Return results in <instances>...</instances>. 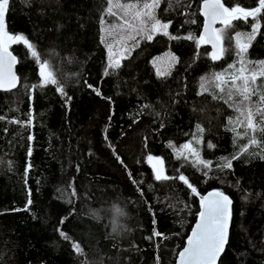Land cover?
<instances>
[{"label":"trees","instance_id":"trees-1","mask_svg":"<svg viewBox=\"0 0 264 264\" xmlns=\"http://www.w3.org/2000/svg\"><path fill=\"white\" fill-rule=\"evenodd\" d=\"M202 2L162 0L157 18L177 38H143L113 69L101 39L108 0H10L6 31L36 46L67 95L51 84L33 90L43 79L37 62L22 42L8 45L19 82L0 92V264H175L201 197L213 190L232 200L217 264H264V151L237 137L232 128L244 129L228 124L236 113L219 90L201 87L202 77L237 63L234 34L250 32L254 21H232L233 42L225 39L228 51L214 61L199 42ZM239 5L255 7L258 0ZM256 22L261 27L246 53L253 62L264 60V12ZM167 50L176 63L157 74L152 60ZM189 142L209 168L193 166L195 155L182 148ZM149 155L162 158L166 174L177 179L157 181ZM232 157L238 158L231 168L221 167ZM114 207L128 213L118 218L117 232Z\"/></svg>","mask_w":264,"mask_h":264},{"label":"snow or ice","instance_id":"snow-or-ice-1","mask_svg":"<svg viewBox=\"0 0 264 264\" xmlns=\"http://www.w3.org/2000/svg\"><path fill=\"white\" fill-rule=\"evenodd\" d=\"M24 2H27V0H24ZM161 2L162 0H151V3H143L142 7L149 11H136L134 18L141 17V25H145L147 20H151L152 25L150 31L156 33L162 32L164 35H169L167 32L169 23L162 22L155 15V9ZM108 3L111 4L112 0H108ZM9 6L10 0H0V89L10 90L15 88L19 82V78L12 70L17 62L16 57L12 56L11 53L7 51V48L10 43L22 42L26 45L27 49L30 50V55L37 62L38 74L43 78L41 84L32 85L31 88L34 90L37 87L51 84L55 85L62 95H67L63 86L54 75L55 66H50L47 59H42L36 46L24 35H10L6 31V16L9 11ZM115 7L123 8L125 6L117 4ZM135 7H138V4L127 5L129 10ZM262 12H264V0H258V6L251 8L240 6L239 0H235V6L233 7L225 6L222 0H203V13L208 18V24L204 29L205 34L199 37V42L210 43L213 48L211 58L214 61L219 60L223 58L224 53L228 51V49L224 47V40L227 39L230 44L233 42V37L227 35V29L232 27V21L241 19L247 21L249 18L253 19L254 22L251 25L250 32L241 33L237 31L234 34L236 47L232 49V51L235 53L237 63L229 64L225 72H215L207 77H202L201 87L204 91H207L208 88L206 84H209L219 90L220 98L224 99V102L236 113L235 117L228 119V124L239 125L244 129L243 132H240L237 131L236 127L232 128V130L236 132L237 137L248 138L251 145H258L261 150L264 151V80H261L260 84L256 83L259 78H264V60L253 62L246 58V53L251 46V41L255 38L261 27L256 21ZM107 14L114 15L112 7L108 8ZM142 17H147V20ZM217 21L225 27L223 29L211 27ZM137 31L139 30L137 29ZM171 38L176 39L177 37ZM186 38L194 39L191 35ZM133 39H135V37H133ZM146 39L149 41L152 40L153 35L146 34ZM109 51L111 52V46H109ZM109 67L113 69L119 68V60L110 62ZM232 70L235 71L233 72ZM107 74L106 71L105 75ZM158 74L166 75L167 73L158 72ZM24 87L27 89L29 86L24 85ZM89 87H91V85H89ZM216 95L217 94L214 92V98H216ZM253 97L256 99L253 100ZM0 119H3V117L0 116ZM196 127L198 133H203L204 130L200 125ZM257 133L260 134L259 139L257 138ZM196 142L200 143L198 139ZM169 146L173 147L171 144ZM182 148L188 150L190 154L195 155V160L192 161L193 166L203 165L205 168L211 166V162L200 157L199 152L193 148L191 142L185 143ZM244 151H247V148H245ZM254 154L255 153H249V155ZM177 155L180 156L183 155V153L178 151ZM234 158L238 157L224 158L221 167L231 168L232 159ZM185 159H187V157H185ZM147 160L150 163L153 161L155 162L152 163V167L155 171V179L157 181L177 179V177H171L166 174L162 158L149 155ZM178 179L183 181L192 193L200 195L197 188L194 187L184 175H179ZM28 203H31V201ZM231 203L232 201L230 198L221 191H213L207 196L201 197V211L198 213L199 222L188 237L186 246L178 253L179 264H217L227 243ZM113 213L112 230L113 232H117V221L118 218L123 215V209L114 207ZM61 235H64V238L68 239L64 233H61ZM156 235L160 234L156 233ZM76 247L77 250L80 251L79 246L77 245Z\"/></svg>","mask_w":264,"mask_h":264},{"label":"rangeland","instance_id":"rangeland-1","mask_svg":"<svg viewBox=\"0 0 264 264\" xmlns=\"http://www.w3.org/2000/svg\"><path fill=\"white\" fill-rule=\"evenodd\" d=\"M146 3H151V1H148ZM117 4H122L125 7L123 8L115 7V5ZM128 4H134V5L138 4V7L129 10L127 8ZM142 5L143 3H137V2L123 3L118 0H112V3L108 5V8L109 7L113 8V13H114L113 16L117 18L116 22L109 20L108 17L109 15L107 14V10H108L107 8L105 16L101 23V39L106 50L108 64L116 60H119V62H121L124 58H126L130 54L131 50L134 49L136 45L143 38H146V34H152L153 37L157 34H162V32L156 33L154 31H150L152 21L147 20V17H142L143 19L147 20V23L145 25H141L140 23L141 17L134 18V14L136 11H140V12L149 11L148 9H144ZM157 9L158 7L155 9L156 17H157L156 14ZM137 29L139 31H137ZM218 29H222V28L219 27ZM133 37H135V39H133ZM168 37L171 38L172 35L169 34ZM109 46H111V52L109 51ZM176 60H177L176 56L169 53V51L167 50L155 56L152 60V65L157 74L158 72L169 73L172 67L174 66V64L176 63ZM152 163L155 162L153 161ZM152 163H150L151 166Z\"/></svg>","mask_w":264,"mask_h":264},{"label":"water","instance_id":"water-1","mask_svg":"<svg viewBox=\"0 0 264 264\" xmlns=\"http://www.w3.org/2000/svg\"><path fill=\"white\" fill-rule=\"evenodd\" d=\"M222 3H223V2H222ZM200 14H201V17L203 18V24H202V28H201V31H200L199 37L205 34V33H204V29H205V26L208 24V18H207V17L204 15V13H203V2H202L201 5H200ZM220 25H222V24H221L219 21H217V22L214 23L211 27L217 29ZM201 43L204 44V45L209 49V56H210V58H211V53L213 52L212 45H211L210 43H207V42H201ZM7 51H8L9 53H11L12 56H15V55L11 52V50H10L9 48H7ZM211 59H212V58H211ZM212 60H213V59H212ZM16 61H17V58H16ZM215 61H216V60H215ZM16 66H17V62H16L15 65L13 66V69H12V70L15 72V74H16V76H17V73H16ZM15 88H16V87H15ZM13 89H14V88H12V89H10V90L0 89V92L11 91V90H13ZM213 191H217V190H213ZM213 191H209V192L205 193L203 196H207L209 193H211V192H213ZM225 195H226V194H225ZM203 196H202V197H203ZM228 197H229V196H228ZM229 198H230V197H229ZM230 200H231V199H230ZM231 201H232V200H231ZM231 205H232V203H231ZM231 205H230V212H231ZM200 211H201V207H200ZM198 222H199V216L197 217V220H196V222L194 223V225H193V227H192V229H191V231H190L188 237L191 235L192 230L195 228V226H196V224H197ZM230 227H231V216H230V222H229V227H228L227 242H228V239H229ZM188 237H187V239H188ZM187 239H186V242H185L183 248L186 246ZM226 244H227V243H226ZM225 247H226V245H225ZM183 248H182L180 251H182ZM224 250H225V248H224ZM224 250H223V252L221 253L219 259H220L221 256L223 255ZM219 259H218V261H219ZM218 261H217V262H218ZM175 264H179V258H178V256H177V258H176Z\"/></svg>","mask_w":264,"mask_h":264},{"label":"clouds","instance_id":"clouds-1","mask_svg":"<svg viewBox=\"0 0 264 264\" xmlns=\"http://www.w3.org/2000/svg\"><path fill=\"white\" fill-rule=\"evenodd\" d=\"M127 216H128V213L123 210V215L121 217L127 218ZM120 227H127V225L126 224H120Z\"/></svg>","mask_w":264,"mask_h":264}]
</instances>
